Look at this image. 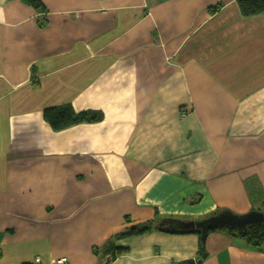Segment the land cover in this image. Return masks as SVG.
<instances>
[{
	"label": "crops",
	"instance_id": "1",
	"mask_svg": "<svg viewBox=\"0 0 264 264\" xmlns=\"http://www.w3.org/2000/svg\"><path fill=\"white\" fill-rule=\"evenodd\" d=\"M40 1L0 0V264H264L226 231L203 253L167 229L264 213V14ZM64 105L103 119L56 130Z\"/></svg>",
	"mask_w": 264,
	"mask_h": 264
},
{
	"label": "trees",
	"instance_id": "2",
	"mask_svg": "<svg viewBox=\"0 0 264 264\" xmlns=\"http://www.w3.org/2000/svg\"><path fill=\"white\" fill-rule=\"evenodd\" d=\"M242 15L244 17H255L264 14V0H236ZM37 10L46 9L40 0H29ZM45 119L56 130H64L69 127L82 124V123H97L102 121L103 116L99 112L86 111L77 113L72 106L64 105L60 107L50 108L44 112ZM218 212L217 214H219ZM215 214V215H217ZM213 215V216H215ZM212 217V216H211ZM210 218V217H209ZM150 226V224H148ZM143 226L133 227L128 231V235L143 234L145 230ZM226 231L232 237L245 240L248 245L256 249L264 248V223L247 227L245 230H231L228 228L210 230L206 237L202 240V247L204 253V244L209 233L213 231ZM200 234V232H198ZM110 254L115 257L117 255L114 248L109 246ZM109 253V252H108Z\"/></svg>",
	"mask_w": 264,
	"mask_h": 264
},
{
	"label": "water",
	"instance_id": "3",
	"mask_svg": "<svg viewBox=\"0 0 264 264\" xmlns=\"http://www.w3.org/2000/svg\"><path fill=\"white\" fill-rule=\"evenodd\" d=\"M170 224L168 230H183L192 233L200 232L201 239L203 240L210 230L228 228L231 230H245L249 226L263 224L264 213L259 211H251L245 215H236L230 211H223L219 214L207 218L199 222H182L175 219L168 221ZM195 260H187L183 264H196Z\"/></svg>",
	"mask_w": 264,
	"mask_h": 264
},
{
	"label": "built area",
	"instance_id": "4",
	"mask_svg": "<svg viewBox=\"0 0 264 264\" xmlns=\"http://www.w3.org/2000/svg\"><path fill=\"white\" fill-rule=\"evenodd\" d=\"M68 263V258L63 257L57 260L56 264H67Z\"/></svg>",
	"mask_w": 264,
	"mask_h": 264
},
{
	"label": "rangeland",
	"instance_id": "5",
	"mask_svg": "<svg viewBox=\"0 0 264 264\" xmlns=\"http://www.w3.org/2000/svg\"><path fill=\"white\" fill-rule=\"evenodd\" d=\"M183 113V112H182Z\"/></svg>",
	"mask_w": 264,
	"mask_h": 264
}]
</instances>
